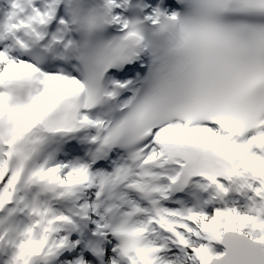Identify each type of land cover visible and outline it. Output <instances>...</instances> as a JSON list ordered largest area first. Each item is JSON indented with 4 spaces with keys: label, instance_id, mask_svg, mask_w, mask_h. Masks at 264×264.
<instances>
[{
    "label": "snow or ice",
    "instance_id": "6c2138e0",
    "mask_svg": "<svg viewBox=\"0 0 264 264\" xmlns=\"http://www.w3.org/2000/svg\"><path fill=\"white\" fill-rule=\"evenodd\" d=\"M0 264H264V0H0Z\"/></svg>",
    "mask_w": 264,
    "mask_h": 264
}]
</instances>
